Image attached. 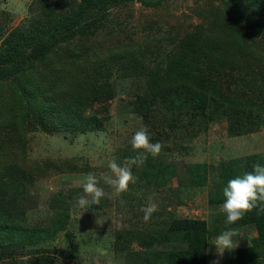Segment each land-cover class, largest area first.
Segmentation results:
<instances>
[{
  "label": "rangeland",
  "instance_id": "1",
  "mask_svg": "<svg viewBox=\"0 0 264 264\" xmlns=\"http://www.w3.org/2000/svg\"><path fill=\"white\" fill-rule=\"evenodd\" d=\"M13 39L14 60L0 61V225L36 231L17 243L0 230V264H168L187 247L178 219L203 221L202 264H235L258 232L226 222L223 188L264 163V0H0V56ZM142 127L161 153L132 167L127 192L81 207L83 178L135 157ZM229 229L238 247L218 258L209 241Z\"/></svg>",
  "mask_w": 264,
  "mask_h": 264
},
{
  "label": "clouds",
  "instance_id": "2",
  "mask_svg": "<svg viewBox=\"0 0 264 264\" xmlns=\"http://www.w3.org/2000/svg\"><path fill=\"white\" fill-rule=\"evenodd\" d=\"M150 135L146 127L138 129L131 139L132 147L138 151V154L135 157L126 158L123 163H118L115 159L110 160L107 165L110 175H103L98 178L95 173H88L81 183L84 195L78 198L77 203L81 207H86L89 204H100V200L105 196L115 198L127 192L129 185L135 184L138 180V177L132 172V167L142 166L147 160L148 154L156 157L164 147L160 142H151ZM100 180H103L113 189L111 194L106 193L99 186ZM223 195L226 199L221 211L226 213L228 224L236 223L247 212H251L257 207L264 211V165L257 162L253 165V171L245 172L242 176L230 179L227 186L223 188ZM120 202L121 204L125 203L123 200ZM157 210L156 203H150L146 206L143 209L144 221L148 222L151 215ZM238 235L237 229H229L222 232L214 240L209 241L210 244L215 245L218 258L223 256L226 249L232 251L238 247L239 241L233 239ZM213 264H218V260L214 261Z\"/></svg>",
  "mask_w": 264,
  "mask_h": 264
},
{
  "label": "trees",
  "instance_id": "3",
  "mask_svg": "<svg viewBox=\"0 0 264 264\" xmlns=\"http://www.w3.org/2000/svg\"><path fill=\"white\" fill-rule=\"evenodd\" d=\"M68 21V18L61 20V22L64 23ZM47 32L41 31L34 36L39 37L43 42ZM24 39L27 40V38ZM22 43V40L13 39L10 44L7 45L4 57L0 56V61L14 60V55H16L18 48ZM78 117L79 116H77V118ZM261 162L263 163V159H261ZM248 170L249 169L243 168L239 171L241 174H244L245 172H249ZM193 173L196 175V183H198V181L204 176V173H201L197 168L193 170ZM3 196L6 199L9 196V191H6ZM225 199L226 198L224 197L222 200L225 202ZM248 223L254 224L258 232L257 236L254 238L251 245L238 248L232 252V262L235 264H264L263 260L258 259V250L264 247V211H262L260 207H257L251 212H247L242 219L236 222V224L242 225ZM174 227L177 229V234L186 240L187 247L183 250L166 252L163 255L164 261H167L168 264H202L203 262L201 259L206 245V229L203 221L197 219H178L176 220ZM0 230L7 233L8 236L11 235V240H19L17 243H22L29 239L31 234H35L36 231L16 227V224L12 225L8 222H2Z\"/></svg>",
  "mask_w": 264,
  "mask_h": 264
}]
</instances>
